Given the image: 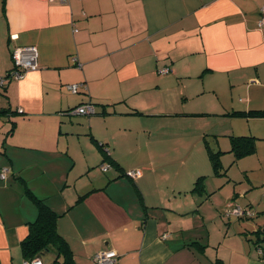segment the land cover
I'll list each match as a JSON object with an SVG mask.
<instances>
[{"label":"crops","instance_id":"crops-1","mask_svg":"<svg viewBox=\"0 0 264 264\" xmlns=\"http://www.w3.org/2000/svg\"><path fill=\"white\" fill-rule=\"evenodd\" d=\"M262 9L264 0H0V171L8 170L0 179V264L23 261L20 242L37 215L27 189L58 216L77 264H95L105 251L116 252L115 264H264L256 248V256L230 261L219 254L224 241L214 254L195 232L194 196L216 193L205 182V192H191L199 170L186 169L162 187L149 181L153 170L140 172L121 157L146 153V124L157 117H227L226 132L206 123L204 150L206 142L222 151L215 143L226 135L264 140V129L244 126L264 118L226 115L264 110ZM29 47L36 69L6 79L16 70L12 53ZM87 101L95 103L94 119L68 113ZM135 119L141 135L117 138ZM99 145L119 166L104 162L105 176L94 174L104 159ZM73 151L84 158L77 171ZM60 161L68 163L62 174L46 172ZM26 173L41 175L39 188L28 185ZM46 254L42 264H51Z\"/></svg>","mask_w":264,"mask_h":264},{"label":"rangeland","instance_id":"rangeland-1","mask_svg":"<svg viewBox=\"0 0 264 264\" xmlns=\"http://www.w3.org/2000/svg\"><path fill=\"white\" fill-rule=\"evenodd\" d=\"M167 96L168 100L172 99L171 102L174 101V93H168ZM179 110L176 109L175 112ZM79 116L88 119L87 115ZM206 117L209 118H194L200 120L176 116L149 118L146 126L150 130L147 129L145 133L151 135V141L145 147L146 153L135 150L136 152L133 153H123L121 157L128 166L136 168L140 172L146 168L153 170L154 173H152L149 181L151 184H158L162 187L175 182L181 172L186 169L199 170L196 173L206 176L205 185L209 191L216 190V193L209 200L202 201L200 198L204 197V194L194 196L198 201L197 209H199V216L201 217L197 216L199 220L194 221V230L199 236L205 234L207 240H210V252L214 253L217 243L224 241V245L222 244L219 248V254L232 262H241L244 260L242 258L243 254L249 252L256 256L253 242H249L244 233L246 232L248 236H251V232L256 230L263 232L264 230V140L257 141L256 153L235 161L233 155L228 152L229 136L219 138L215 144L216 148L222 147V152L225 151L221 156L222 173L225 175L217 177L212 173L211 164L204 152L202 137L205 134H200V132L207 128V122L217 132L225 131L223 124H227L229 119L217 115ZM91 118L94 119L95 117L91 116ZM146 118L142 117L141 119ZM138 121L137 119L131 121V131H116V137L119 138L120 135H141V131L138 129ZM191 121H196L198 126L191 125ZM96 125L98 124L95 122L94 126ZM250 125L256 129H264V119L244 121L246 130H250L248 129ZM68 127L70 129V126ZM252 131L255 132L256 130L252 129ZM262 134L264 135V130H262ZM133 145L128 142V145L126 143L124 147H130L131 150ZM104 149L110 152L108 148L104 147ZM73 153L75 154L74 151ZM102 153L103 156L106 155L105 151H102ZM74 156H76L77 163L73 169L77 171L79 167H82L81 161L84 158L82 153L80 157L77 154ZM67 165L68 163L60 161L56 163L55 167L45 166L44 168L46 172H52L53 174L60 171L62 174L64 167ZM110 166L104 163L105 168L108 169ZM94 174L106 175L101 168ZM108 175L114 176L115 172L109 171ZM40 177V174L30 175L29 173L27 175L26 173L28 185L35 184L36 189L41 185ZM124 177L128 178L130 176L124 175ZM128 181L133 182L129 178ZM238 210H245L246 216L241 217L239 212L237 213ZM230 211L231 214H229ZM250 238L253 241L255 240L254 236ZM260 247L264 249V243H261Z\"/></svg>","mask_w":264,"mask_h":264},{"label":"trees","instance_id":"trees-1","mask_svg":"<svg viewBox=\"0 0 264 264\" xmlns=\"http://www.w3.org/2000/svg\"><path fill=\"white\" fill-rule=\"evenodd\" d=\"M13 64V63H12ZM167 69V68H165ZM26 72V71H25ZM22 72L21 74H24ZM15 75L13 69L9 70L6 74V79ZM1 80V79H0ZM78 86V85H77ZM79 88V86H78ZM78 92V89H77ZM76 92V93H77ZM95 103L86 102L85 105L93 106L94 112L92 114L87 115L92 116L96 115V109L94 106ZM74 112V109L68 111V113ZM6 113V111H0V114ZM132 115H140L139 112L130 113ZM230 117H238V118H264V110H250V111H233L231 113L226 114ZM204 116V115H200ZM230 139V150L228 151L233 155L234 160L237 161L244 157H248L256 153V144L259 141L258 138L252 136H229ZM206 154L208 160L212 167V172L215 176H224L222 173V164H221V156L225 152L220 151L219 149H214L211 145H208L204 142ZM101 146V147H100ZM101 151L104 150L103 145H99ZM107 152V151H106ZM109 155V152H107ZM104 162H109L111 166L119 167L118 164L113 161L110 156L105 155L102 163L100 164V168L104 167ZM206 177H199L193 186L191 192L198 193L205 192L204 182ZM27 192L30 194V199L34 203L37 209V215L35 220L29 222L28 225V234L27 236L20 242V250L23 257V261H32L34 259H40L42 254L50 253L53 256V260L51 264H77L74 255L67 241L59 234L57 230V215L43 202V200L36 197L29 189ZM87 195H84L79 198L78 202H81ZM241 217L246 216L245 210H241ZM251 236L246 235L249 242H253V245L256 249H260V257L264 258V249L260 247L261 243H264V231L256 230L250 233ZM254 236L255 240L253 241L250 237ZM22 261V262H23ZM42 264V261H41ZM218 264H222L219 262Z\"/></svg>","mask_w":264,"mask_h":264},{"label":"built area","instance_id":"built-area-1","mask_svg":"<svg viewBox=\"0 0 264 264\" xmlns=\"http://www.w3.org/2000/svg\"><path fill=\"white\" fill-rule=\"evenodd\" d=\"M53 1H57L59 3H67L68 0H53ZM264 9L261 10V12L263 13ZM260 26H264V17H262V19L259 22ZM36 58H37V52L35 50L34 47H29V48H24V49H16L13 53H12V63L13 66L16 68L15 70V75L16 77L20 78L21 77V73L25 72V71H31V70H35L37 67V63H36ZM162 74H166L168 72V69H163L160 71ZM3 81L0 80V85H2ZM69 90L72 93H76L78 86L77 85H70L68 86ZM94 112V108L93 106L90 105H83L81 107H78L74 112V114L76 115H89L92 114ZM105 167H102V170L104 172H106ZM7 169H2L0 171V179L4 180L7 177ZM130 176H135L133 173L129 174ZM239 212V214H242V211H237V213ZM229 214H231V211L229 212ZM117 255L116 252L114 251H105V252H100L98 254H96L93 257V261L95 262V264H115V259H116ZM21 264H41V261L39 259H34L32 261H23Z\"/></svg>","mask_w":264,"mask_h":264},{"label":"water","instance_id":"water-1","mask_svg":"<svg viewBox=\"0 0 264 264\" xmlns=\"http://www.w3.org/2000/svg\"><path fill=\"white\" fill-rule=\"evenodd\" d=\"M264 231V230H263Z\"/></svg>","mask_w":264,"mask_h":264}]
</instances>
